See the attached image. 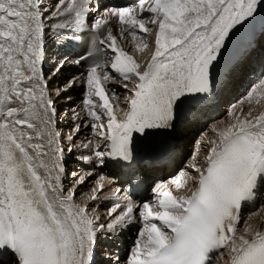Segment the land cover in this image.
Listing matches in <instances>:
<instances>
[{
  "label": "snow or ice",
  "instance_id": "snow-or-ice-1",
  "mask_svg": "<svg viewBox=\"0 0 264 264\" xmlns=\"http://www.w3.org/2000/svg\"><path fill=\"white\" fill-rule=\"evenodd\" d=\"M95 6L91 0H0V264H96L99 233L117 235L137 220L142 227L127 264H264V223L253 228L243 221L237 234L244 205L264 194V111L230 112L233 122L212 128L202 160L153 187L154 200L116 201L106 223H98L95 207L76 202L75 185L64 183L66 151L86 150L81 157L93 167L131 168L142 143L175 129L186 106L208 99L231 62L234 40L258 17L264 20V0H137L103 15L92 13ZM112 18L123 26L119 39L131 36L136 52L149 47L145 36L155 29L146 65L118 42ZM88 31L90 46L80 45ZM138 31L145 36L138 38ZM53 37L61 47H85L83 54H66L52 73L87 65L56 91L86 86L84 115L73 114L80 123L67 134L59 130L42 67ZM109 81L128 93L123 118ZM262 100L264 74L247 93L250 105ZM85 128L92 138L77 144ZM135 180L133 174L128 183ZM104 181L100 176L90 201ZM84 182V176L75 181ZM173 188L184 191L174 195Z\"/></svg>",
  "mask_w": 264,
  "mask_h": 264
},
{
  "label": "bare ground",
  "instance_id": "bare-ground-1",
  "mask_svg": "<svg viewBox=\"0 0 264 264\" xmlns=\"http://www.w3.org/2000/svg\"><path fill=\"white\" fill-rule=\"evenodd\" d=\"M129 0H124L123 2L126 3ZM137 3V2H136ZM134 3H131V5ZM104 14V12L102 13ZM147 15V14H146ZM110 27L113 28L114 31V25L112 23V19L110 22ZM115 35H117L118 37V42L125 48L126 51L129 52L130 55H133L134 58L137 59V61L139 63H141L142 65H146V63L150 60V57L152 55V53L154 52V48H155V44H154V40H155V29H153V32L150 34H143L140 33L139 31L137 32V36L138 38L140 36H145L146 42L149 44V47L147 49H145L143 52H136L135 50V44L136 41H132L131 36H129L127 33H125V37L126 39L124 40H120L119 36L120 33H115ZM148 36V37H147ZM46 41H50V39L46 40ZM264 42V34L261 35L260 39H259V45L260 43ZM258 48L261 50H256L254 52H252L238 67L237 71L230 77V82L228 83L229 89L227 90V92L225 93V95L222 97L221 102H222V107L225 106V108H222L223 113L221 111V115L216 118V120L214 122H212L210 124V126L205 125H200L199 121H191L189 122L184 129L178 133L177 137H176V141L178 142V145H175L172 152L169 154L172 155L171 159L173 161V166L170 169H166L164 167H160L159 169H153V170H145L144 168H140V172L138 174H140L141 176L147 178L150 174H153L154 176L158 175L159 172H163V177L165 178L166 176L168 177L167 179H163V180H167L164 181L163 183L167 182L170 184V181L172 180V178L174 176H172V173L176 170L179 169V172L181 171H188L189 170V165H191L192 163L198 161V160H202L206 150H207V145H206V141L214 138V133L212 132V128L215 127H224L225 125L233 122V116H230L229 113H234L235 115H241V109H243V113L246 114L250 108H253V115L258 114L260 111H264V100L261 101L260 105H250L247 101V93L250 91V89L248 91H245V93H241L240 94V89H242L244 87L243 85V79L244 77L249 75L250 72V65L252 63L258 64L260 61H262V58H264V46H258ZM99 71V70H98ZM111 74V73H110ZM51 76V75H50ZM49 77V89H50V93L52 94L53 98L56 97V91L57 89H63L67 82L72 80L74 77H78V76H68L67 72L64 70H61L60 72H58L54 77ZM66 82V83H64ZM109 86L107 84L108 88H115L116 92L119 94L118 98L120 97V99H117V101L115 102V104H119L122 106L123 110L118 111V118H123L124 115V111H126V106H125V97L128 95L127 91L119 86H117L113 81H109ZM61 86V87H60ZM85 87V91L84 90ZM84 92V94H82ZM86 96V86L77 83L75 85V87H72V89L68 92V91H62L60 93V95L56 98V107L58 109V113L60 112V110L62 109L61 114L59 113V121H58V127L59 130L62 131L64 134H67L70 130H71V126L73 124V121H66L67 123H64L61 120V118H63V116H65V120H67V118H72L70 116L71 114V110L75 111L77 110V108L75 106L78 105V107H81V102L80 100L82 98H85ZM66 97H69L68 99H65ZM94 99H98V98H94ZM113 103V99L111 101ZM229 106V107H226ZM71 108V110H70ZM225 110V111H224ZM224 112L227 113V115H224ZM74 114V113H73ZM88 119V118H87ZM75 123H80V121H74ZM198 131H201V133L199 134L198 138H196V145L200 144V149L193 151V155L191 157V159L188 161V163L183 166L180 165L182 162L183 157L187 154L186 153V149H184V147L187 146V144H191V140L193 139V137H195L198 134ZM92 132L90 130V128H85L83 129L82 134L79 136V138L76 140V143L79 144L82 140H84L85 137H88L89 139L92 138ZM196 148V147H195ZM72 159H73V155L69 154ZM168 156V157H169ZM76 159V158H74ZM164 159V158H162ZM180 165V166H179ZM179 166V168H177ZM185 168V170H184ZM158 170V172H157ZM178 172V173H179ZM177 175V174H176ZM74 176L72 174V176L69 178L68 176L66 177L67 182L65 183V187H71L73 185H75V188L77 189V196H76V202L79 204H90L92 207H95L97 210V215H99L102 219L98 221V223H106L110 218L107 216V211L104 208V203L102 201V194H99V198L96 201H90L88 199V197L90 195H92V191H89V188L93 187L95 188L97 186L96 182L98 179H95L93 181V179L91 177H85V182L83 184H76L75 181L76 179L79 177ZM109 182L107 181V179H105L104 181V189H107L109 186ZM66 187V188H67ZM184 190H181L180 192H177L174 188H173V194L174 195H179L183 192ZM242 222L241 224L238 226L239 231L237 234H240L243 232V228H244V223L243 221H247L248 224H250L253 228H261L262 223H264V206L259 208L258 210H256L253 214L247 215V216H243L242 217ZM262 230H264V228H262ZM98 248V259L96 261V264H108L107 262H105V259H109V255L106 252V248L105 245H101L98 244L97 245ZM221 264H227V261H222Z\"/></svg>",
  "mask_w": 264,
  "mask_h": 264
},
{
  "label": "rangeland",
  "instance_id": "rangeland-1",
  "mask_svg": "<svg viewBox=\"0 0 264 264\" xmlns=\"http://www.w3.org/2000/svg\"><path fill=\"white\" fill-rule=\"evenodd\" d=\"M112 23H113V25H114V32L115 33H120V31L122 30V28H123V26L122 25H118V23L117 22H115L114 20H112ZM148 37V36H147ZM51 75V73H49V75L48 76H50ZM47 76V77H48ZM64 83H66V82H64ZM108 86H109V83H108ZM83 91H85V87H84V90ZM82 94H84V92L82 93ZM241 94V93H240ZM243 94V93H242ZM117 99H120V97L119 98H117ZM83 106V104H81V107ZM225 111V110H224ZM222 113H223V111H222ZM82 115H84V114H82ZM224 115H227V113L226 112H224ZM85 119H87V117H86V115H85ZM211 124V123H210ZM210 124L208 125V126H210ZM199 134H197V136H198ZM195 142V140L193 139L192 140V143H194ZM191 143V144H192ZM191 144L189 145V146H191ZM195 145H196V142H195ZM184 149H186V155H188V156H184L183 157V161L184 162H181V164L180 165H183V166H185L187 163H188V161L191 159V157H192V155H193V151H195L193 148H191V147H188V146H186V147H184ZM195 149H199V148H195ZM191 151H192V155L190 156V153H191ZM187 161V162H186ZM186 162V163H185ZM179 165V166H180ZM179 166L177 167V168H179ZM177 170V169H176ZM184 170H185V168H184ZM168 177L169 176H166L165 177V179H167L168 180ZM167 180H163V182L164 181H167ZM92 189H93V187L91 188H89V191H92Z\"/></svg>",
  "mask_w": 264,
  "mask_h": 264
}]
</instances>
